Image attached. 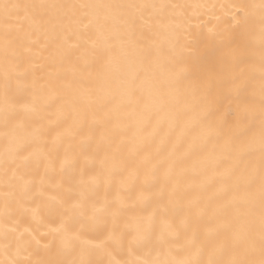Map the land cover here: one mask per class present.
<instances>
[{
	"label": "bare ground",
	"instance_id": "obj_1",
	"mask_svg": "<svg viewBox=\"0 0 264 264\" xmlns=\"http://www.w3.org/2000/svg\"><path fill=\"white\" fill-rule=\"evenodd\" d=\"M3 3L19 7L7 15L0 8V109L7 98L18 113L15 123L27 131L14 136L0 119V264H36L51 258L46 247L53 244L51 229L62 219L77 222L81 212L90 218L98 209H107L100 214L101 229L87 232L94 241L106 237L105 229L122 228L130 218L146 225L157 207L156 189L145 193L152 201L145 206L139 199L144 175L131 182L142 159L133 148L154 157L167 129L150 139L109 138L91 113L86 121L66 119L72 111L69 98L127 80L148 49L165 73L179 71L180 62L195 69L238 31L236 17L243 15L239 6L259 0H0ZM98 4L147 7H80ZM117 34L122 39H116ZM37 97L42 111L26 112ZM122 161L130 166L123 173ZM118 192L123 193L119 199ZM186 203L177 201L167 213L177 226ZM205 203L206 197L201 205ZM206 220L200 221L198 210H193V228ZM255 223L258 229V208ZM147 255V248L140 251L141 257ZM94 259L107 264L109 257Z\"/></svg>",
	"mask_w": 264,
	"mask_h": 264
},
{
	"label": "snow or ice",
	"instance_id": "obj_2",
	"mask_svg": "<svg viewBox=\"0 0 264 264\" xmlns=\"http://www.w3.org/2000/svg\"><path fill=\"white\" fill-rule=\"evenodd\" d=\"M15 7L19 6L0 4L6 15ZM80 7L123 11L147 6ZM239 7L243 15L236 17L238 31L195 69L180 62L179 71L165 73L148 49L127 80L69 98L72 111L66 119L86 121L91 113L109 138L150 139L167 129L163 147L154 157L133 148L142 159L131 182L143 174L139 199L145 206L151 204L145 193L156 189L157 207L146 225L130 218L122 228L105 229L107 235L99 241L87 232L101 229L100 214L107 209H98L90 218L81 212L75 223L62 219L51 229L53 244L46 246L51 258L36 264H105L94 259L101 254L109 257L107 264H264V0ZM115 38L122 39L119 34ZM42 109L38 97L25 107L33 114ZM17 116L5 98L0 119L14 136L27 131L15 123ZM129 167L122 161L120 172ZM122 195L118 192L117 198ZM179 200L187 203L177 226L167 213ZM193 210H198L200 221L207 218L202 227H192ZM145 248L148 255L141 257ZM67 256L71 259L62 258Z\"/></svg>",
	"mask_w": 264,
	"mask_h": 264
}]
</instances>
